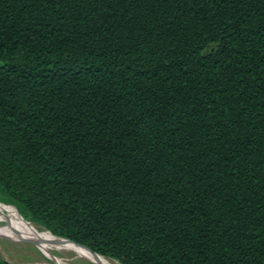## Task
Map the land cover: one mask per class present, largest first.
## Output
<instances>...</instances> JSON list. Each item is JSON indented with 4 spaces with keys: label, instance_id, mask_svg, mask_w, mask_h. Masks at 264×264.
I'll return each instance as SVG.
<instances>
[{
    "label": "trees",
    "instance_id": "trees-1",
    "mask_svg": "<svg viewBox=\"0 0 264 264\" xmlns=\"http://www.w3.org/2000/svg\"><path fill=\"white\" fill-rule=\"evenodd\" d=\"M0 202L119 264H264V0H0Z\"/></svg>",
    "mask_w": 264,
    "mask_h": 264
},
{
    "label": "bare ground",
    "instance_id": "bare-ground-1",
    "mask_svg": "<svg viewBox=\"0 0 264 264\" xmlns=\"http://www.w3.org/2000/svg\"><path fill=\"white\" fill-rule=\"evenodd\" d=\"M0 216L5 220L0 224V238L6 240H24L33 243L55 264H70L53 254L52 251L72 253L77 259L91 264H116L109 258L95 255L79 244L57 239L49 230L34 231L23 217L10 208L0 204ZM74 258V257H73Z\"/></svg>",
    "mask_w": 264,
    "mask_h": 264
},
{
    "label": "rangeland",
    "instance_id": "rangeland-1",
    "mask_svg": "<svg viewBox=\"0 0 264 264\" xmlns=\"http://www.w3.org/2000/svg\"><path fill=\"white\" fill-rule=\"evenodd\" d=\"M0 204L10 208L3 202H0ZM11 210L14 211L13 209ZM24 220L30 225H33L31 226V229H33L34 231L47 230L46 228L40 226L37 223H34L26 219ZM4 222L5 220L0 216V224ZM66 241L68 242V240ZM52 252L53 254L66 260V262L70 264H91V263L86 262L85 260L77 259L72 253H64L60 251H52ZM0 258H3L6 261L15 263V264H55L53 261L47 258L41 252V250L37 246H35L33 243H30L24 240H18V239L9 241V240L0 238ZM112 261L116 264H119L114 260Z\"/></svg>",
    "mask_w": 264,
    "mask_h": 264
},
{
    "label": "water",
    "instance_id": "water-1",
    "mask_svg": "<svg viewBox=\"0 0 264 264\" xmlns=\"http://www.w3.org/2000/svg\"><path fill=\"white\" fill-rule=\"evenodd\" d=\"M72 242V241H71ZM75 243V242H74ZM78 244V243H77ZM80 245V244H79ZM81 246H83V245H81ZM83 247H85V246H83ZM86 249H88L87 247H85ZM91 253H93V254H95V255H99V254H97V253H95V252H93V251H91L90 249H88Z\"/></svg>",
    "mask_w": 264,
    "mask_h": 264
}]
</instances>
